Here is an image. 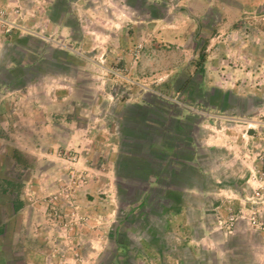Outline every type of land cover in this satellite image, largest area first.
Returning a JSON list of instances; mask_svg holds the SVG:
<instances>
[{
	"label": "rangeland",
	"instance_id": "374dc122",
	"mask_svg": "<svg viewBox=\"0 0 264 264\" xmlns=\"http://www.w3.org/2000/svg\"><path fill=\"white\" fill-rule=\"evenodd\" d=\"M262 4L0 0V264H264Z\"/></svg>",
	"mask_w": 264,
	"mask_h": 264
},
{
	"label": "crops",
	"instance_id": "0c3cea01",
	"mask_svg": "<svg viewBox=\"0 0 264 264\" xmlns=\"http://www.w3.org/2000/svg\"><path fill=\"white\" fill-rule=\"evenodd\" d=\"M263 0H191L190 13L191 17L194 18L197 22L202 19L205 15H208L210 12H218L220 14V19L226 20L227 23L236 18H245V20L249 19L248 13L254 12L256 9L260 11L263 6ZM177 10L183 12L185 7L178 6ZM189 14V12H186ZM263 15L264 12L262 11ZM259 16V15H258ZM181 20L180 22H182ZM251 20H247L249 22ZM230 23V22H229ZM260 23V22H259ZM158 173V172H157ZM151 181H149L150 183ZM169 199V198H168ZM165 202V207L173 206L175 208V217L179 220L180 224L184 220L182 216H184L182 206L187 205V202H183L178 198L174 200H168ZM191 207L192 202H189ZM126 209L124 210L125 218L132 212L133 206L130 203H126ZM206 220L210 219V217H205ZM192 220V219H191ZM211 220V219H210ZM210 222V221H208ZM120 249H124L123 246H120ZM117 262V261H116Z\"/></svg>",
	"mask_w": 264,
	"mask_h": 264
},
{
	"label": "water",
	"instance_id": "95a60500",
	"mask_svg": "<svg viewBox=\"0 0 264 264\" xmlns=\"http://www.w3.org/2000/svg\"><path fill=\"white\" fill-rule=\"evenodd\" d=\"M117 85H114L113 87H112V90H111V95H113V91L115 90V88H117L116 87ZM118 88H119V90L122 88V86H118ZM245 134L247 135V136H251L252 134H253V127H248L246 130H245Z\"/></svg>",
	"mask_w": 264,
	"mask_h": 264
},
{
	"label": "built area",
	"instance_id": "2783aa9c",
	"mask_svg": "<svg viewBox=\"0 0 264 264\" xmlns=\"http://www.w3.org/2000/svg\"><path fill=\"white\" fill-rule=\"evenodd\" d=\"M254 130H255V129L253 128V131H254ZM260 179L262 180V182H264V172H261ZM259 187L261 188L262 191H260V193L257 192V191H255L254 193H255V195L260 194V196H262V194H263V192H264V187H262L261 185H259Z\"/></svg>",
	"mask_w": 264,
	"mask_h": 264
},
{
	"label": "trees",
	"instance_id": "16d2710c",
	"mask_svg": "<svg viewBox=\"0 0 264 264\" xmlns=\"http://www.w3.org/2000/svg\"><path fill=\"white\" fill-rule=\"evenodd\" d=\"M203 56L202 55H200V58H202ZM13 156H14V153H13ZM3 182H5V183H8V184H10V182L9 181H6V180H4ZM21 205V202H13V207H14V209H18V207Z\"/></svg>",
	"mask_w": 264,
	"mask_h": 264
}]
</instances>
